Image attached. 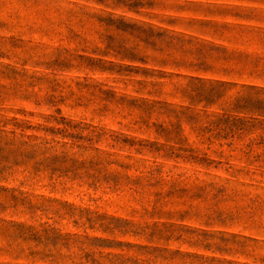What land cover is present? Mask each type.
<instances>
[{"label":"rangeland","instance_id":"1","mask_svg":"<svg viewBox=\"0 0 264 264\" xmlns=\"http://www.w3.org/2000/svg\"><path fill=\"white\" fill-rule=\"evenodd\" d=\"M131 50L135 60L120 58ZM191 78L221 101L191 106ZM138 81L163 83L159 100L202 117L157 109L142 124L129 105L145 97ZM238 97L264 107V0H161L139 15L0 0V115L107 133L86 152L56 138L83 169L59 175L32 159L0 178V264H264V116L224 113Z\"/></svg>","mask_w":264,"mask_h":264},{"label":"trees","instance_id":"2","mask_svg":"<svg viewBox=\"0 0 264 264\" xmlns=\"http://www.w3.org/2000/svg\"><path fill=\"white\" fill-rule=\"evenodd\" d=\"M57 2V0H52ZM81 1H94L99 4H108L114 8H121L128 12L135 14H141L145 9H153L157 5V1L161 0H81ZM77 6L75 3H70ZM49 5V4H47ZM84 7L76 9H65L61 6L57 7L56 11H64L68 16L77 15L81 19H93L99 22L101 25L114 26L119 23H125L123 17L114 18L111 15L102 16L94 13H90L83 10ZM76 11V12H74ZM157 17V16H154ZM174 19V21H176ZM129 25L135 27L140 32L151 31L150 27L144 28V24H137L136 22H127ZM126 24V23H125ZM129 51L128 53L121 54V59L135 60L136 53ZM100 63V62H99ZM113 66H116L113 64ZM205 81L200 78H191L190 83L184 88L182 95L189 101V104L199 105L202 104L203 107H208L219 103L221 97L224 95L217 88H205ZM137 84L140 86L138 93L145 95L140 99H133L129 105L134 109H140L143 113L147 114V119L143 121L142 124H147L148 118L152 116L155 111L165 110L167 113H176L177 117L180 119L185 113H189V119L192 122H196L202 117V114L194 112L191 107L185 108V111L173 110L170 108L171 104L166 101L159 100L163 95L161 88L164 85L160 82H150V81H138ZM150 87L151 90L147 91L146 88ZM178 87L176 86L175 89ZM170 94V93H168ZM120 104H124L125 99L121 97L119 99ZM251 99L247 97L237 98V103L232 104L231 107L222 108L224 113L236 112V110H242L245 113H251L259 116H264V107H259ZM206 117L210 114H203ZM49 121V120H48ZM51 122L56 124H62L63 127H45L41 125H32L28 120L18 119L15 117L6 118L0 115V178L3 177L5 173L12 170L14 166L19 165L21 162H27L32 159H38L36 163L37 170L49 168L55 166L52 170L53 173H59L63 175L64 172H73L79 169H83L85 163L88 161L86 159H81L83 154H78L77 152L70 154L68 151H59L58 146L64 147L67 142L60 143L56 138L68 139L71 141L70 147L73 148L75 144L78 149L83 152L91 149L90 145L96 142L97 138L102 137L107 134L101 132L96 128H78L77 125H72L70 122L64 121L61 118L59 121L53 119ZM162 125V124H160ZM78 129L79 133H73L74 130ZM87 130L86 135H82V132ZM72 133H71V132ZM159 133V132H158ZM160 134V133H159ZM108 137L118 144L120 142V137L115 134H108ZM80 143H86V146L80 145ZM153 145V144H152ZM151 145V146H152ZM162 149V148H161ZM160 148L155 149L156 151H161ZM93 158H91L92 160ZM90 160V161H91ZM69 164L68 169H62L63 164ZM6 190V189H4Z\"/></svg>","mask_w":264,"mask_h":264}]
</instances>
